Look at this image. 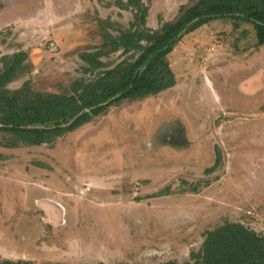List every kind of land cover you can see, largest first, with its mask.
<instances>
[{"label":"rangeland","instance_id":"374dc122","mask_svg":"<svg viewBox=\"0 0 264 264\" xmlns=\"http://www.w3.org/2000/svg\"><path fill=\"white\" fill-rule=\"evenodd\" d=\"M142 1L156 28L188 0ZM107 2L0 0V54L26 50V77L39 86L82 77L78 51L101 42L97 17L125 26L132 18ZM254 41L250 25L212 21L170 55L173 88L115 107L51 146H0V258L186 264L224 221L264 233V47ZM215 146L222 165L207 175ZM159 192L167 194L147 198Z\"/></svg>","mask_w":264,"mask_h":264},{"label":"trees","instance_id":"16d2710c","mask_svg":"<svg viewBox=\"0 0 264 264\" xmlns=\"http://www.w3.org/2000/svg\"><path fill=\"white\" fill-rule=\"evenodd\" d=\"M148 3L108 0L105 7L130 12L131 20L125 26L108 16L97 17L101 42L78 51L85 75L68 83L58 82L52 89L26 77L32 72L26 50L1 53L0 146H51L97 118L106 117L115 107L173 88L178 79L171 68L170 55L182 36L212 21H229L233 29L250 25L254 48L264 47V0H188L170 20L156 28L147 25ZM116 53L123 58L112 63L110 57ZM20 80L19 85L12 86ZM214 154L213 164L204 170L207 175L222 165L220 147L215 146ZM204 182V186L210 184L209 180ZM197 190L198 186L191 189ZM166 194L159 192L147 198ZM0 264L32 263L0 258ZM160 264L179 263L170 260ZM186 264H264V233L239 222L224 221L206 231L200 247L190 253Z\"/></svg>","mask_w":264,"mask_h":264},{"label":"water","instance_id":"95a60500","mask_svg":"<svg viewBox=\"0 0 264 264\" xmlns=\"http://www.w3.org/2000/svg\"><path fill=\"white\" fill-rule=\"evenodd\" d=\"M43 206H44V208H48V209L51 208L49 204H46V205H43Z\"/></svg>","mask_w":264,"mask_h":264},{"label":"bare ground","instance_id":"6f19581e","mask_svg":"<svg viewBox=\"0 0 264 264\" xmlns=\"http://www.w3.org/2000/svg\"><path fill=\"white\" fill-rule=\"evenodd\" d=\"M52 212L54 213L53 215L56 214V211H55V210H53ZM53 215H52V216H53ZM58 216H59V214H58V211H57V217H58Z\"/></svg>","mask_w":264,"mask_h":264},{"label":"crops","instance_id":"0c3cea01","mask_svg":"<svg viewBox=\"0 0 264 264\" xmlns=\"http://www.w3.org/2000/svg\"><path fill=\"white\" fill-rule=\"evenodd\" d=\"M51 207V206H50ZM51 209V211H53L54 209H52V207L50 208Z\"/></svg>","mask_w":264,"mask_h":264}]
</instances>
